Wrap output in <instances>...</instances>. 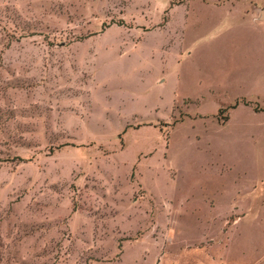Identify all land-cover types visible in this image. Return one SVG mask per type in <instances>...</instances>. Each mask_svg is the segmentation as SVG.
Here are the masks:
<instances>
[{
    "label": "rangeland",
    "instance_id": "obj_1",
    "mask_svg": "<svg viewBox=\"0 0 264 264\" xmlns=\"http://www.w3.org/2000/svg\"><path fill=\"white\" fill-rule=\"evenodd\" d=\"M0 264H264V0H0Z\"/></svg>",
    "mask_w": 264,
    "mask_h": 264
}]
</instances>
